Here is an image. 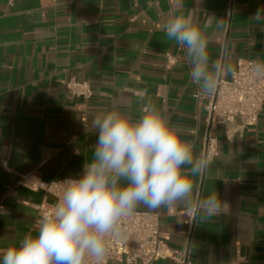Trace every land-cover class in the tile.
<instances>
[{
  "label": "crops",
  "instance_id": "1",
  "mask_svg": "<svg viewBox=\"0 0 264 264\" xmlns=\"http://www.w3.org/2000/svg\"><path fill=\"white\" fill-rule=\"evenodd\" d=\"M177 11L192 12L213 60L235 70L239 59H264V0H0V163L7 166L0 165V199L13 188L0 210V250L34 234L35 206L52 201L17 186L21 177L77 178L97 140L92 120L114 106L138 109L144 94L185 128L197 157L209 133L217 138L218 155L194 180V199L200 185V198L216 189L229 211L197 218L194 262L264 264V108L254 127L209 131V96L199 94L183 50L163 31ZM71 80L90 84L89 100L69 95ZM137 211L159 213L167 244L182 247L185 207Z\"/></svg>",
  "mask_w": 264,
  "mask_h": 264
},
{
  "label": "clouds",
  "instance_id": "2",
  "mask_svg": "<svg viewBox=\"0 0 264 264\" xmlns=\"http://www.w3.org/2000/svg\"><path fill=\"white\" fill-rule=\"evenodd\" d=\"M163 31L183 50L201 96L213 95L221 77L234 73L231 64L211 58L209 41L191 11L170 14ZM253 67L264 75V59L257 58ZM137 103L138 109L114 106L92 120L97 140L91 159L77 178L64 181L60 198L40 217L35 233L0 250V264H103L108 237L139 208L182 206L194 218L206 219L229 211L216 189L194 199V180L207 174L209 161L194 155L185 128L145 102L144 94Z\"/></svg>",
  "mask_w": 264,
  "mask_h": 264
},
{
  "label": "built area",
  "instance_id": "3",
  "mask_svg": "<svg viewBox=\"0 0 264 264\" xmlns=\"http://www.w3.org/2000/svg\"><path fill=\"white\" fill-rule=\"evenodd\" d=\"M254 61L239 59L231 78L220 79L216 92L209 96V103L206 106L209 131L234 124H238L240 128L254 127L258 124L264 108V75H257L254 71ZM167 62L172 64L173 58L169 56ZM66 89L73 98L87 101L92 96L91 86L87 82L71 80L66 83ZM217 155V138L209 133L202 157L210 162ZM0 165L7 169L5 162H1ZM67 179L70 178L31 184L22 176L17 186H25L35 192L41 191L45 197L52 200L35 206L39 220L56 204ZM200 187L201 185L195 199H200ZM12 189L8 188L0 199V210ZM194 216V213L187 211L183 245L180 249H173L167 244V239L161 232L160 214L136 211L133 215L123 218L116 225L113 234L108 237V253L103 264H110L111 261H120L124 264H153L160 260H171L174 264H196L191 250L197 224V218Z\"/></svg>",
  "mask_w": 264,
  "mask_h": 264
}]
</instances>
